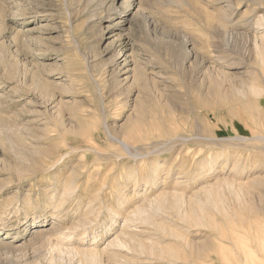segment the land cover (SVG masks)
Returning <instances> with one entry per match:
<instances>
[{
  "label": "rangeland",
  "instance_id": "1",
  "mask_svg": "<svg viewBox=\"0 0 264 264\" xmlns=\"http://www.w3.org/2000/svg\"><path fill=\"white\" fill-rule=\"evenodd\" d=\"M0 264H264V0H0Z\"/></svg>",
  "mask_w": 264,
  "mask_h": 264
},
{
  "label": "bare ground",
  "instance_id": "2",
  "mask_svg": "<svg viewBox=\"0 0 264 264\" xmlns=\"http://www.w3.org/2000/svg\"><path fill=\"white\" fill-rule=\"evenodd\" d=\"M122 145H123V147H124L125 149L128 148V145H127L126 143H122ZM127 150H128V149H127ZM43 227H45V226H43Z\"/></svg>",
  "mask_w": 264,
  "mask_h": 264
}]
</instances>
